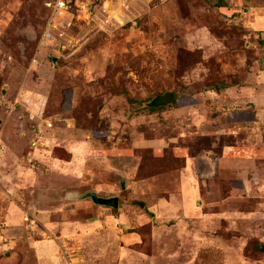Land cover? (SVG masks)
I'll use <instances>...</instances> for the list:
<instances>
[{"label":"rangeland","instance_id":"obj_1","mask_svg":"<svg viewBox=\"0 0 264 264\" xmlns=\"http://www.w3.org/2000/svg\"><path fill=\"white\" fill-rule=\"evenodd\" d=\"M49 1L0 0V264H264V146L234 170L236 136L195 133L201 90L264 89V0H79L56 29Z\"/></svg>","mask_w":264,"mask_h":264},{"label":"crops","instance_id":"obj_2","mask_svg":"<svg viewBox=\"0 0 264 264\" xmlns=\"http://www.w3.org/2000/svg\"><path fill=\"white\" fill-rule=\"evenodd\" d=\"M260 75L264 76V70L261 71ZM253 85L254 86L252 85H249V86L244 85L240 87L234 86V87H230L220 92H217L215 90H208V91L197 93V96L199 95L208 96L207 95L208 93L212 94L209 96H211L214 102L213 103L211 102V104L208 103L206 106L203 105L204 107L203 109L198 108L197 110H195L196 116L198 115L199 117H201V119H198L199 127L195 129V133L200 134L199 130H201L202 126L205 125V127H209V129L211 130V132H209L208 135H212L215 137V136H221L223 134L225 135V134L231 133L232 135L236 136L235 143L233 142L234 144H228L231 146L224 145L220 148V157H221L220 159H222L220 161L221 166L227 165L230 168L234 169L232 165L239 163L238 161L241 157V153L239 152V150H237V148H239L245 142L247 143V142L254 140L253 142H256L255 144L257 145V149H262L264 146V135H263L264 134V92H263L264 89H260L262 87L260 85H256V84H253ZM232 91L234 92L232 95V98L228 100V98H230V92ZM250 91L252 92L249 93ZM243 102H246L245 104H247L248 107L251 108L250 110L245 111V112L242 110L241 112H244L243 115H240L239 113L240 111L238 112L234 110L231 111L226 106L230 104L231 105H238L240 103L243 104ZM225 106L227 107V109H225ZM177 108H181V105L179 104ZM206 108H208V111L204 113V111L202 110H205ZM235 114H239L238 119L235 117ZM227 119L232 120L231 122L232 128H230V125L228 126V128L227 126L223 125V122L225 120L227 121ZM238 120L247 121L248 125L245 126L247 127V130L250 131L251 128L252 129L256 128L258 129V132L260 135H257L256 137H252V139L248 138L247 140H244V139L240 140L241 138L239 137L240 139H239V144H238L237 139H238L239 132L238 130L235 129L237 126H238L237 128L241 127L239 126V122H236ZM233 129L235 133L232 132ZM242 129H244V127ZM229 147H231V149H228ZM189 159L190 158L188 156L186 162H188ZM40 242L41 241L37 240L36 244H34L33 246L34 253L36 254L38 258L39 264H55L53 263V261L52 262L50 261V259L55 256V251H53L54 248L51 246V247H46L47 248L46 249L45 247H43V245L39 246L41 244ZM153 255L154 254H152L151 256V255L142 253V256H146V257L148 256L149 258H152Z\"/></svg>","mask_w":264,"mask_h":264},{"label":"built area","instance_id":"obj_3","mask_svg":"<svg viewBox=\"0 0 264 264\" xmlns=\"http://www.w3.org/2000/svg\"><path fill=\"white\" fill-rule=\"evenodd\" d=\"M79 0H75L73 2V0H51L49 2L46 3L47 8L51 11V18H50V23L48 24V27L50 26V28H58V24H57V18L59 20H63L66 17V13H72L70 12V9H72L75 5L77 6L78 9H80V11L82 12V10L85 9L86 10V5L84 3H81L79 5ZM48 39L51 38V34L49 32L46 33L45 35ZM16 106V103H11L8 108H7V112L11 113L12 111H14ZM2 130L0 127V144L2 142Z\"/></svg>","mask_w":264,"mask_h":264},{"label":"trees","instance_id":"obj_4","mask_svg":"<svg viewBox=\"0 0 264 264\" xmlns=\"http://www.w3.org/2000/svg\"><path fill=\"white\" fill-rule=\"evenodd\" d=\"M216 7L218 8H225L227 7L226 5V1L225 0H219V3H217ZM240 86V84L238 85ZM231 85H222L220 87H214V88H205L204 90H201L200 92H204V91H208V90H215L217 92L223 91L225 89L230 88ZM186 95H177L175 93H167V94H161L158 95L156 97H154L153 100H151L148 105L147 108L150 110V112H157L160 111L164 108L170 107H177L180 104V101L183 97H185ZM2 140H3V136H2ZM2 144V142H1ZM0 144V145H1ZM185 160V158H184ZM143 254H147V255H151L152 252L148 253V251H141Z\"/></svg>","mask_w":264,"mask_h":264},{"label":"water","instance_id":"obj_5","mask_svg":"<svg viewBox=\"0 0 264 264\" xmlns=\"http://www.w3.org/2000/svg\"><path fill=\"white\" fill-rule=\"evenodd\" d=\"M56 60V59H54ZM124 188V185L122 186ZM85 198L91 199V201L95 205L99 206H105V207H110L113 209H117L119 206V198L117 196L114 197H101L95 192H89L84 195ZM261 250H264V245L261 247Z\"/></svg>","mask_w":264,"mask_h":264}]
</instances>
